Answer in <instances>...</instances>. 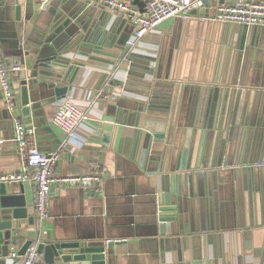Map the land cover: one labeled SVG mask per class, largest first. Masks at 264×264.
Listing matches in <instances>:
<instances>
[{
    "label": "crops",
    "instance_id": "1",
    "mask_svg": "<svg viewBox=\"0 0 264 264\" xmlns=\"http://www.w3.org/2000/svg\"><path fill=\"white\" fill-rule=\"evenodd\" d=\"M31 1V16L24 22L13 18V8L6 12L0 7V46L15 88V115L22 118L32 141L39 149L50 153L66 137L65 131L53 122L62 98L53 99L48 91L45 98L31 109V114L24 116L20 104L19 73L12 69L15 63L24 67L21 57L24 49L32 45L28 41L29 36L44 35L48 30L52 31L69 23L71 19L75 24L78 17L85 18V29L94 26L93 32L99 35L105 25L107 28L113 24L125 28L129 23L123 14L111 8L96 4L84 8L88 0H51L46 9L42 8L44 0ZM214 3L211 2L209 7L194 8L188 17H173L161 21L132 48L136 53H145L156 49L165 40L164 68L159 71L163 76L169 47L175 44L177 31L181 29L179 46L174 49L171 74L178 75L181 80L174 87L170 112H166L161 103L169 96L160 94L155 97L158 103L150 108V112L157 119L166 118L169 121L173 111L181 112L180 104L185 108L192 98L196 102L199 90L194 91L195 85L210 83L216 79L225 80L232 76L228 71L231 44L238 39V35H233V22L210 18ZM242 26L245 25L238 24L236 30ZM124 28L121 34L126 33ZM260 36L259 43L264 46V30ZM250 39L251 34L248 35V42ZM108 51L120 53L117 48H108ZM258 53L255 54V74L263 71L260 76L264 80V53ZM244 56L233 73V80L236 82L242 80L245 68L250 65L247 64V50L244 51ZM25 58L28 59L27 56ZM78 60L84 64L82 74L76 77L73 89L64 97H69L86 108L89 119L71 137L69 146L56 167V173L82 174L100 169L105 173L104 180L98 186L86 188L54 183L50 191V216L46 219L36 217L39 225L38 222L34 226L26 224L28 228L15 232L10 249H19L29 238L54 237L67 240L76 236L100 237L126 241L116 245L117 264H264V194L260 195L246 178L249 168L256 162H235L236 136L210 131L205 144L206 167L189 170L186 179L187 212L183 232L160 238L153 213L155 204L152 200L157 190L154 173L141 167L139 150L136 149L137 101L142 97L130 91L121 93L122 84L119 83L114 86L113 92L105 90V86L115 76L117 81H128L130 87L141 91H146L148 84L137 76L127 78L128 63L121 58H118L115 69L113 65L90 56ZM254 78L256 80L259 77L255 75ZM164 80L163 77L160 79ZM236 85L240 86L238 83ZM259 88L264 91L261 86L253 89ZM161 90L167 91L164 88ZM100 91L103 94L99 96ZM2 94L0 87V181H3L1 178L6 173L20 168V157L14 140V121L8 117L9 112ZM255 96L257 112L252 115L250 110L248 118L253 117L250 122L256 124L255 128L259 133L251 137L248 154L257 159L256 152L263 141L261 127L258 125L264 119V99L263 93ZM31 97H37L35 91L31 93ZM249 105L252 108L253 101ZM176 121L179 129L177 143L182 145L184 136L180 124L183 120L180 114L176 115ZM194 143H198L196 137ZM166 145V140L160 142L161 148ZM212 170H219L218 177H210L208 173ZM6 182L13 184L15 190H20L22 184L27 205L35 210L33 181ZM217 221L220 226L218 229ZM15 237L17 238L14 240ZM0 253V264L18 262V259L3 255L1 250Z\"/></svg>",
    "mask_w": 264,
    "mask_h": 264
},
{
    "label": "water",
    "instance_id": "2",
    "mask_svg": "<svg viewBox=\"0 0 264 264\" xmlns=\"http://www.w3.org/2000/svg\"><path fill=\"white\" fill-rule=\"evenodd\" d=\"M231 1L208 0L210 3L215 2L214 6L218 3ZM132 2L140 7L141 12L144 11L145 1L132 0ZM49 3L51 0H44L42 8L46 9ZM88 5L91 4L87 1L85 6L84 3L82 6L86 8ZM0 7H3L6 12L13 8V18L16 21L24 22L31 16L30 10L33 7V2L31 0H0ZM214 12L215 8L211 16ZM85 23L84 17H78L77 20L75 19V24L71 19L69 23L62 24L60 28L55 30H48L44 35L29 36L28 41L32 45L24 49L21 57L24 67L18 70L20 104L24 116L28 117L31 114V109L36 106L37 102L45 98V93L48 91L53 99H61L67 95L69 90L73 89L76 77L82 74V66L84 65L78 60L79 58L90 56L113 65L114 69L118 58H121L128 63L127 78L134 76L141 78L144 83L148 84L146 91L130 87L131 84L128 81L125 83L117 81L116 76L110 79L105 90L113 92L114 86L119 83L122 84L125 91L137 93L142 97L137 101L136 149L139 150L141 167L154 173L157 190L154 192L152 201L155 204L153 213L159 237H168L183 232L187 212L186 179L189 170L206 167L204 163L205 144L210 131L221 132V134L227 133L228 135L231 133V135L236 136L235 162L237 160L238 163L242 164L256 162L249 168V172L247 171L248 176L246 178L250 180L251 185L260 195L261 193L264 194V119L258 125L261 127L260 132H262L263 138L256 152L258 157L254 159L253 155L248 154L249 147H251V137L259 133L255 128L256 124L250 122L253 117L248 118L249 111L252 110L250 113L252 115L257 112V108H255L257 97L255 95L263 93L264 99L262 88L253 89L258 86L264 87V80L260 76L263 71L255 74L256 69H254L255 54L264 53V46L259 43V37H261L264 26L245 25L236 30L238 24L233 22L235 24L232 28L233 35H238V39L231 44L228 67L230 76L232 74L231 78L216 79L210 83L195 85L194 91L199 90L196 102L192 98L190 104L185 108L184 106L181 107V104L179 107L177 103L176 107L181 108V112L173 111L172 118L168 121L166 118L157 119L150 112V108L158 103L155 97L166 94L169 97L162 100L161 103L164 104L163 108L166 112L171 110L173 90L177 81L181 80L178 75H171L174 49L179 46L181 29L177 31L175 44L169 47L165 74L162 76L159 71L164 68L165 40H162L156 49L148 50L145 53H136L128 43L134 30L131 23L128 22L129 24L125 28L116 27V24L107 28L105 25L100 35L93 32L94 26L85 29ZM123 28L126 33L121 34ZM249 34H251L252 39L248 42ZM108 48H117L120 53H112L108 51ZM245 50H247V64L250 65L245 68L246 71H244L245 75L242 80L236 82L233 80V73L240 59L243 61L245 58ZM26 56L28 59L25 58ZM241 65L240 63V68ZM255 75L257 78L259 77L256 80ZM149 77L152 79L150 80ZM162 77L165 79L164 81H160ZM59 83L64 84L59 85ZM237 83L240 86L236 85ZM161 88L167 91L163 92ZM34 91L37 97L32 98L31 93ZM2 97L4 99L3 94ZM250 101H253L252 108L249 105ZM7 110L9 112L8 117L12 119V114L8 108ZM258 112L260 111L258 110ZM179 114L183 120L180 124L184 136L182 145L177 143L179 129L175 124L177 123L176 115ZM195 137L198 140L197 145L194 143ZM162 140H166L167 143L163 148L160 147ZM218 173L219 170H215V172L212 170L208 174L214 179L215 175L218 177ZM0 207V250L3 255L7 256L11 251L10 242L14 233L20 232L24 227L28 228L26 224L34 226L38 222L36 220L38 216L36 210H31L28 207L22 184H20V190H15L14 185L10 182L0 181ZM7 208L9 210H6ZM218 223L217 221L216 229L220 228ZM30 230L33 229L30 228ZM33 242L37 243L38 252L45 264H56L57 262L63 264H117L115 262L116 245L126 243L124 240L100 237L76 236L67 240L54 237L29 238L19 248V254L24 255L28 246Z\"/></svg>",
    "mask_w": 264,
    "mask_h": 264
},
{
    "label": "built area",
    "instance_id": "3",
    "mask_svg": "<svg viewBox=\"0 0 264 264\" xmlns=\"http://www.w3.org/2000/svg\"><path fill=\"white\" fill-rule=\"evenodd\" d=\"M145 1L144 11L132 2V0H88L89 4H96L100 7L111 8L123 14L124 18L134 26L128 43L131 49L138 41L146 37L150 31L163 20L173 17H188L194 8L209 7L208 0H143ZM215 12L210 17L213 20L222 22H234L243 25L264 26V0H232L229 3H218L214 6ZM20 64H13L12 69L19 70ZM0 87L4 96L7 108L12 114L14 121V140L17 145L20 168L17 171L6 173L2 176L3 181H26L34 183L35 210L39 219H46L50 216V191L54 183H66L80 187L98 186L104 180V171L96 169L92 172L82 174L58 175L56 167L69 146L73 134L89 119L87 109L81 107L69 97H64L58 104L53 122L66 133V137L58 147L46 153L32 141L30 132L18 115H15L17 100L13 86L10 68L4 62L0 46ZM121 88V93H124ZM100 91L98 95H102ZM115 99V98H114ZM18 248H12L9 256L18 262L15 264H45L41 254L38 252L37 243H31L25 254L21 255ZM1 258V253H0Z\"/></svg>",
    "mask_w": 264,
    "mask_h": 264
},
{
    "label": "trees",
    "instance_id": "4",
    "mask_svg": "<svg viewBox=\"0 0 264 264\" xmlns=\"http://www.w3.org/2000/svg\"><path fill=\"white\" fill-rule=\"evenodd\" d=\"M4 62H5V64H6V66L8 67V63H7V61L4 59ZM9 68V67H8ZM20 240H22V239H20ZM17 242H18V239H17Z\"/></svg>",
    "mask_w": 264,
    "mask_h": 264
}]
</instances>
